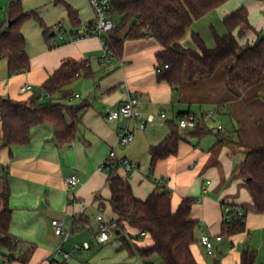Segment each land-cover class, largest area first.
Returning a JSON list of instances; mask_svg holds the SVG:
<instances>
[{
	"label": "crops",
	"instance_id": "0c3cea01",
	"mask_svg": "<svg viewBox=\"0 0 264 264\" xmlns=\"http://www.w3.org/2000/svg\"><path fill=\"white\" fill-rule=\"evenodd\" d=\"M66 1L77 11L82 28H73L64 3L21 0L23 9L36 11L52 31L47 39L36 19L25 21L22 32L30 69L9 74L7 65V72L3 71L5 75L0 77V95L23 100L67 59H88L93 70L91 77H79L64 94L65 100L80 93L72 92V88L79 85L83 98L74 103L84 100L90 103L72 144L59 145L53 127L42 124L33 128L29 143L6 147L1 140L3 126L0 121V194L8 185V203L12 209L10 233L18 241L13 264H48L52 257L70 264H145L139 255L129 254L116 233L106 243L97 240L101 224L98 214L102 213L105 220L117 217L110 203L109 174L99 169L112 147L119 155L139 163V167L131 172L118 168V173L129 179L137 198L146 199L162 188L158 185L160 179H165L164 188L171 192L174 210L184 197L194 198L191 216L213 236L214 242L213 252L209 253L200 241V230H197L193 252L199 264H239L246 246L256 250V263L260 260L264 264V213L254 209L246 180L235 172V166L245 157L244 146L235 148L232 143L217 144V136L212 132L202 137L185 134L177 154L160 159L152 170L150 166V147L170 134L168 122L179 111L192 112L205 121L207 112L216 111L215 115H225L230 120V130L224 131L225 126L218 125L222 133L239 136L246 144L264 143V76L259 84L241 97H235L226 86L228 76L222 66L210 78L186 81L180 91H176L169 82L157 78L156 55L161 49L157 39L150 36L126 39L119 57L107 52L99 36L70 40L73 32H82L85 24L95 20V11L90 0ZM9 3L10 0H0V13L4 11V20L0 22L4 25L8 23ZM250 14L249 11V17ZM59 24L64 28L62 34L57 30ZM53 31L55 35H52ZM57 34L60 35L58 38H52ZM185 35L181 43L187 47L189 39ZM251 35H243L239 41L253 42L256 37ZM192 41L195 48L193 38ZM109 57L111 63L107 61ZM25 82L31 83L33 90L22 92L20 87ZM128 96L139 97L142 110L156 114V120L147 129L137 128L130 146L120 147L117 145L120 131L127 125L133 128V122L125 118L110 120L107 110ZM161 111L167 113V118L160 117ZM149 171H152L151 175H148ZM71 175L79 178L75 186H67L65 182ZM225 203L239 204L247 214V230L234 236V243L226 236L216 239L221 235ZM3 208L4 201L0 199V211ZM54 219L62 221L70 232L64 243L62 236L54 231ZM125 227L126 232L137 233L127 223ZM225 239L231 245L230 253L216 259L215 252ZM85 242L89 243V248L83 247ZM133 242L145 246L151 245L153 239L147 234L134 238ZM61 245L69 253L67 258L58 252ZM76 245H80V249L76 250ZM153 259L161 261L158 255Z\"/></svg>",
	"mask_w": 264,
	"mask_h": 264
},
{
	"label": "trees",
	"instance_id": "16d2710c",
	"mask_svg": "<svg viewBox=\"0 0 264 264\" xmlns=\"http://www.w3.org/2000/svg\"><path fill=\"white\" fill-rule=\"evenodd\" d=\"M57 1L66 5L73 28L81 27L77 11L66 0ZM227 1L112 0L109 15H118L119 19L108 35L104 36L105 42L112 54L119 57L123 53L126 39L154 37L161 44L156 55L157 67L168 65L157 71L158 80H166L173 89L180 91L186 81L210 78L224 66L229 92L235 97H241L249 88L259 84L264 76V36L251 24L247 7L240 6L224 17L226 32H215L213 47L207 46L197 32L192 34L195 48L185 47L181 43L194 20ZM7 13L8 23L4 25L0 22V60L7 59L9 74H19L30 69L26 38L22 32L25 21L36 19L43 27L47 39L50 38L52 28L44 23L36 11H25L21 0H10ZM94 25L95 20L85 24L90 34L93 33ZM62 28L61 24L57 26V30ZM248 30L258 33V37L253 42L241 43L239 37ZM78 33L73 32L72 38ZM66 41L65 39L64 42ZM92 75L88 59H67L27 99L16 100L0 95L3 146L29 143L33 128L42 124L53 127L54 138L59 145L75 142L83 113L90 103L86 100L66 103L58 99L64 98L68 87L79 77ZM42 93L47 96L40 99ZM187 113L192 112H177L168 122L170 134L150 147L151 170L160 159L177 154L179 142L185 139V134L202 137L213 131L202 116L193 128H180L178 120ZM216 136L217 144L232 143L233 136L222 133L220 129ZM240 144L245 147V157L235 166V172L246 180L253 197L254 209L264 213V143L253 145L240 140ZM118 168V165H112L108 170L112 193L110 203L117 216L112 221L115 233L129 254L139 255L145 264H153L154 255L160 257V264H199L193 252L199 229V221L191 216L194 198L184 197L175 210L171 192L164 187L156 189L146 199H139L135 196L129 179L121 176ZM8 196L9 187L6 185L5 191L0 194V199L4 201V208L0 211V253L9 255L13 261L18 241L10 233L12 209ZM228 215L223 220L221 236H226L233 242L234 236L247 230V214L244 212L239 216L231 210ZM126 223L135 228L137 233L125 234ZM118 229L120 233L116 232ZM143 231L152 237L151 245L140 246L132 241L134 238L139 239ZM57 264L70 263L64 260ZM239 264H256V250L246 246L241 252Z\"/></svg>",
	"mask_w": 264,
	"mask_h": 264
},
{
	"label": "built area",
	"instance_id": "2783aa9c",
	"mask_svg": "<svg viewBox=\"0 0 264 264\" xmlns=\"http://www.w3.org/2000/svg\"><path fill=\"white\" fill-rule=\"evenodd\" d=\"M91 5L95 11V25L93 29V33L90 34L88 32L87 26H84L83 31L79 32L75 35L72 40L86 38L90 36H99L103 39L104 45L106 47L107 52L110 55H113L110 51L108 45L105 42L104 36L108 35V33L115 27V20L109 15V11L112 8V0H90ZM8 19V17H7ZM8 21V20H7ZM60 33L64 32V28L59 29ZM108 63H111V57L108 58ZM163 67H168L167 64L164 66L157 67V71H160ZM20 90L22 92H27L33 90V85L29 82H25L21 85ZM47 96L46 93H42L40 99H43ZM71 99H82L83 96L80 93H75L70 96ZM216 111H209L205 114V117H212ZM107 117L110 120H119L121 118L128 119L133 122V128L130 125H127L120 131L118 136L117 145L120 147L130 146L135 140V130L139 129H147L150 124H152L156 120V114L154 113H145L142 110V102L141 99L137 96H128L125 101L117 104L114 107H109L107 110ZM160 117L162 119L167 118V113L165 111H161ZM199 121V117L192 114L187 113L184 114L179 120L180 128H193ZM221 128V126H219ZM112 165H118L123 168L127 172H131L139 167V163L135 160L128 158L127 156H121L118 154L115 147H112L108 152L107 156L99 165V169L108 172L109 167ZM152 171H149L148 175H151ZM67 186H75L79 182V178L77 175L68 176L65 179ZM165 179H160L158 181V185L160 187L165 186ZM234 210L237 215H242L244 213V209L241 205L236 203H229L224 205L225 218L229 217V212ZM97 219L101 222L99 234L97 236V240L100 243H106L111 236L115 233V224L110 220H105V217L102 213L98 214ZM52 224L54 226V231L57 235L62 236L63 243L66 242L70 237V232L66 230L63 226V222L59 219L52 220ZM200 230V241L207 249L209 253L213 252L214 242L213 236L207 232L206 229L202 225H199ZM147 235L146 232H141L140 236L143 237ZM216 239H222L221 235H217ZM80 245H76L75 249H80ZM83 247L89 248L90 245L88 242L83 244ZM59 254L64 255L66 258L69 256V253L64 251L62 245L59 246L58 249ZM58 260L55 258H51L48 264H57ZM0 264H13L11 257L7 254L0 253ZM159 264V263H158Z\"/></svg>",
	"mask_w": 264,
	"mask_h": 264
},
{
	"label": "rangeland",
	"instance_id": "374dc122",
	"mask_svg": "<svg viewBox=\"0 0 264 264\" xmlns=\"http://www.w3.org/2000/svg\"><path fill=\"white\" fill-rule=\"evenodd\" d=\"M264 4V0H228L225 4L220 6L218 9H215L214 11L208 12L205 16L194 20L191 27L188 29L186 33V37L189 39L187 41V47H193L194 44L192 41V33L197 32L201 35V37L204 39L205 43L209 47H213L215 45V32L218 34H223L226 32V26L224 23V17L226 13H230L234 11L236 8L240 6H245L250 11V21L251 24L255 27V29L261 34V36H264V7L262 5ZM6 6V5H5ZM229 9V10H228ZM119 19L118 15H114V20L117 21ZM0 20H4V11L0 13ZM83 26H81L82 28ZM252 34L255 37H258V33H256L253 30H248L244 35ZM251 35V36H252ZM60 35L57 34V36H54L52 38H58ZM4 72H7V59L4 58L0 60V77L1 75H5ZM80 92L82 93V90L80 89L79 85H75L72 88V92ZM67 92V91H66ZM60 101H69V103H74L77 99H71L70 97L63 99H58ZM213 129L212 133L216 134L218 131V125L223 124L225 126L224 131L230 130V120L228 119V116L225 115H213L211 118H207L206 121ZM232 144L235 148L240 147V140L236 136L232 137ZM242 153H240L241 155ZM143 165V164H142ZM126 231L124 233L126 234ZM128 236V235H127ZM120 238V237H119ZM131 240V238H129ZM133 241V240H132ZM234 243V241H233ZM231 245L229 244V240L225 239V241L220 245V248L217 252H215V258L221 259V257L226 256L230 253ZM156 258V257H155ZM214 258V256L210 257ZM211 259V260H212ZM153 264H160L161 262L158 259H153ZM256 264H263L260 262V260L257 261Z\"/></svg>",
	"mask_w": 264,
	"mask_h": 264
},
{
	"label": "water",
	"instance_id": "95a60500",
	"mask_svg": "<svg viewBox=\"0 0 264 264\" xmlns=\"http://www.w3.org/2000/svg\"><path fill=\"white\" fill-rule=\"evenodd\" d=\"M9 23H10V22H9ZM55 34H56V32L53 31V32H52V35H55ZM116 232H117V233H120V230L118 229Z\"/></svg>",
	"mask_w": 264,
	"mask_h": 264
}]
</instances>
